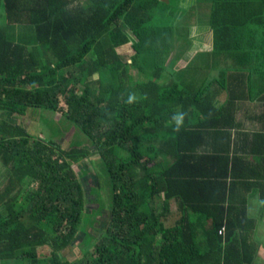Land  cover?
Masks as SVG:
<instances>
[{"label":"trees","instance_id":"1","mask_svg":"<svg viewBox=\"0 0 264 264\" xmlns=\"http://www.w3.org/2000/svg\"><path fill=\"white\" fill-rule=\"evenodd\" d=\"M1 9L0 264H254L264 219L248 202L264 206V129L244 128L234 100L245 88L261 106L264 0H0ZM199 25L211 49L176 67L200 43L190 30ZM128 44L126 60L118 49ZM39 110L84 141H47L17 122ZM247 142L252 162L238 155Z\"/></svg>","mask_w":264,"mask_h":264},{"label":"rangeland","instance_id":"2","mask_svg":"<svg viewBox=\"0 0 264 264\" xmlns=\"http://www.w3.org/2000/svg\"><path fill=\"white\" fill-rule=\"evenodd\" d=\"M193 2L195 0H186L187 4L193 5ZM2 15V19L4 20L5 12L1 9L0 10V16ZM1 20V17H0ZM1 25V24H0ZM198 29V32L195 34L192 30ZM191 34L195 37H198V40L200 43L208 44L211 40L210 38V32L208 28H205V26H192L190 28ZM29 36V35H28ZM120 53L123 54L124 58L127 60L130 56L134 54V51L132 49L131 44L122 46L118 49ZM182 66V63H178L177 66ZM264 95H260L259 97L262 98ZM35 113L38 114V118L36 120L31 119L29 116H25V118L18 117V123L25 127L27 130H29L32 134L37 135L38 133L41 135V138L50 141V140H57L59 139H66L68 143H79L84 141L85 137L83 134H81L80 130L77 129L72 122L66 120V119H60L53 114V112L50 111H44L39 110ZM64 142V141H63ZM248 143V142H247ZM250 143V142H249ZM67 143L64 142V145ZM252 146L248 144V149L250 150ZM93 158V157H92ZM92 158L90 159L92 161ZM97 158H93L94 161H96ZM87 169L94 173L96 171V167L92 166V164L87 160L86 162ZM5 181L4 178V171L0 165V185ZM37 187V184L34 185ZM1 188V186H0ZM106 194V193H104ZM103 194V198H105V195ZM248 212L249 216L255 218L258 221V224H260V220L262 221L264 219V206H260V204L255 201L251 200V197H249L248 202ZM173 213L176 212V206L173 205ZM257 209V213L254 212V210ZM176 220V217L171 216L166 220L167 226L174 225V222ZM260 227V225H259ZM258 230H255L254 237L258 240L259 245H261V248L264 250V220L263 223H261V227ZM77 247V246H76ZM45 248H40V251ZM78 248L73 249H67L65 250L64 254L66 258L69 261H74L77 258V250ZM45 251V250H43ZM49 252V251H48ZM262 254V252H260ZM259 258H256V261L254 264H259Z\"/></svg>","mask_w":264,"mask_h":264},{"label":"crops","instance_id":"3","mask_svg":"<svg viewBox=\"0 0 264 264\" xmlns=\"http://www.w3.org/2000/svg\"><path fill=\"white\" fill-rule=\"evenodd\" d=\"M199 41V40H198ZM211 49V40L208 44H205V43H199L197 46H195V50L191 51L189 55H187L184 59L178 61V63H182V66L180 65H176V67H184L189 60H191L197 53V51H204V52H208L209 50ZM177 63V64H178ZM214 64L211 62V65H210V76H209V79L210 81L216 79V76H218V72H214V68H213ZM218 67H222L221 65H218ZM206 74H203L201 75V78L204 77ZM234 85H232L231 87L233 88ZM216 88V84H213L211 86V90L215 89ZM242 88H244V86H242ZM245 92L244 93H240L239 95V100H234L236 105H237V108H236V113H238L240 115V121L244 124V128H251L252 130L256 129H260V133L261 131L264 129L263 127V123L261 124L259 120V118L264 115V96L262 98L259 97V100L261 102V106H259V108H257V104L256 102H253L254 104H251L249 101V93L246 91V89L244 88ZM232 92V90H231ZM260 95H264V88L261 89V92L259 94ZM233 98V97H232ZM226 100V93L225 94H222L219 96L218 98V102H217V105H221L222 103H224V101ZM245 116L249 119V116L252 120H254L251 124L250 122L245 118ZM253 124H256V125H253ZM251 133V132H250ZM259 133V132H257ZM256 134V133H255ZM248 144L247 143V146H246V149H244L242 147L243 150H239L241 151L238 155H242V157H246L247 158V161H250L252 162L253 161V156L252 154H250L249 152V149H248ZM252 147H255L252 146ZM255 155H254V158L257 154V151L258 149H255ZM262 153L264 154V150H263V147H262ZM1 165V164H0ZM3 169V168H2ZM261 227V226H260ZM259 227V228H260ZM253 239L255 240L256 244L258 245V253H257V256L256 258L258 257L259 258V264H264V250L261 248V245H259V242L257 239H255V237L253 236ZM260 252H262V254H260ZM255 258V260H256ZM254 260V261H255Z\"/></svg>","mask_w":264,"mask_h":264},{"label":"clouds","instance_id":"4","mask_svg":"<svg viewBox=\"0 0 264 264\" xmlns=\"http://www.w3.org/2000/svg\"><path fill=\"white\" fill-rule=\"evenodd\" d=\"M136 99L135 95H130L129 96V103L134 102ZM186 113L184 112H177L175 115L172 117V123H174V131L179 132L181 127L183 126L184 119H185Z\"/></svg>","mask_w":264,"mask_h":264}]
</instances>
